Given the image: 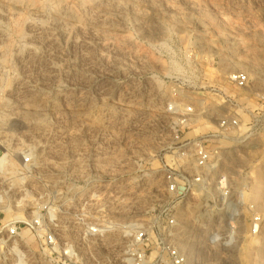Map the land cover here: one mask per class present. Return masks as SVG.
I'll use <instances>...</instances> for the list:
<instances>
[{
  "label": "rangeland",
  "instance_id": "rangeland-1",
  "mask_svg": "<svg viewBox=\"0 0 264 264\" xmlns=\"http://www.w3.org/2000/svg\"><path fill=\"white\" fill-rule=\"evenodd\" d=\"M231 73L248 76L246 91L225 82ZM186 81L209 103L200 87L215 85L258 112L264 0H0V195L18 191L13 205L21 201L0 219L30 211L79 175L82 160L133 188L125 215L144 211L160 182L147 135L163 123L173 85ZM258 116L261 130L229 167L250 195L260 169L264 175V112ZM261 184L251 199L264 208V176ZM241 248L245 261L236 264L264 262V233Z\"/></svg>",
  "mask_w": 264,
  "mask_h": 264
},
{
  "label": "built area",
  "instance_id": "built-area-1",
  "mask_svg": "<svg viewBox=\"0 0 264 264\" xmlns=\"http://www.w3.org/2000/svg\"><path fill=\"white\" fill-rule=\"evenodd\" d=\"M224 80L240 92L250 83L245 73H231ZM197 87L175 83L163 123L147 135L160 181L150 206L138 215H125L122 208L134 197L133 188L91 172L90 160H82L79 175L63 179L30 211L25 205L21 215L0 219V264L245 261L241 246L260 241L264 208L248 199L247 187L237 186L229 167L235 151L261 130L258 113L264 112V95L256 96L255 112L246 109L245 98L228 96L215 85L200 87L212 94L209 103L208 97L193 95ZM68 158L72 163V155ZM22 162L31 164V157ZM17 192L0 195V215L13 212Z\"/></svg>",
  "mask_w": 264,
  "mask_h": 264
},
{
  "label": "bare ground",
  "instance_id": "bare-ground-1",
  "mask_svg": "<svg viewBox=\"0 0 264 264\" xmlns=\"http://www.w3.org/2000/svg\"><path fill=\"white\" fill-rule=\"evenodd\" d=\"M237 63V62H236ZM263 170L262 169H260L259 170V172L257 173V176H256V178H257V184H256V186H255V182H254V184L252 185V190H251V195L248 193V199H250L251 201H253V199H256V198H259V196L262 194V181H263ZM253 190H255L254 192H253ZM251 197L253 198V199H251ZM21 202V201H20ZM19 202V203H20ZM253 202H255V201H253ZM19 203L17 204L18 206H19ZM257 203V202H256ZM258 204V203H257ZM258 206H259V208H262L259 204H258ZM191 248V247H190ZM260 252V253H259ZM262 250L260 251H258V253L260 254V255H262ZM263 257V256H262ZM260 258V257H259ZM258 258V264H263L264 262L262 261L263 259L261 258V261L262 262H260V259ZM256 259H257V257H256ZM257 262V261H256Z\"/></svg>",
  "mask_w": 264,
  "mask_h": 264
}]
</instances>
